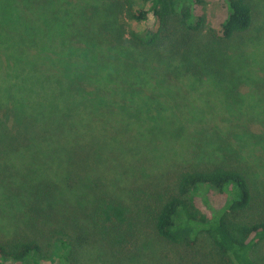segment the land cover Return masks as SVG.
<instances>
[{"label":"trees","instance_id":"1","mask_svg":"<svg viewBox=\"0 0 264 264\" xmlns=\"http://www.w3.org/2000/svg\"><path fill=\"white\" fill-rule=\"evenodd\" d=\"M212 1L0 0V58L5 57L10 104L4 117L16 113L18 99L26 100L30 76L39 86L56 83L59 93L76 92L87 100L114 96L112 105L122 109L114 111L119 126L145 142L157 137L173 143L184 166L175 192L148 216L157 236L194 245L205 233L233 264H258L252 251L264 241V51L240 42L254 21L250 0H225L227 15L219 29L201 11ZM124 17L142 28H128ZM27 65L31 73H19ZM244 86L255 91L243 93ZM193 91L215 102H198ZM219 108L222 114L210 118L208 112L218 114ZM23 116L18 133L28 132L29 114ZM3 121L0 117V125ZM88 124L82 120L81 128ZM205 128L208 135L231 139L239 154L214 160L219 147L211 149L196 138ZM36 187L41 194L31 210L33 224L52 217L53 209L39 211L43 200L52 207L55 199L42 184ZM128 213L124 202L102 198L91 218L94 234L123 264L143 236ZM55 233L47 251L32 238L0 241V264H79L70 235Z\"/></svg>","mask_w":264,"mask_h":264},{"label":"rangeland","instance_id":"2","mask_svg":"<svg viewBox=\"0 0 264 264\" xmlns=\"http://www.w3.org/2000/svg\"><path fill=\"white\" fill-rule=\"evenodd\" d=\"M136 2L141 4L142 0ZM250 3L254 21L240 37V42L246 40L250 50L264 51V0H250ZM201 11L207 15L209 24L219 29L227 15L226 2L213 0L205 3ZM51 19L58 20L53 16ZM124 19L128 28H142L141 23ZM153 21L151 17L150 22ZM240 47L246 50L244 43ZM29 66L18 70L19 73H31ZM5 75V57H2L0 117L6 122L0 125L1 242L32 238L47 251L50 243L55 241L56 231L67 232L77 246L75 252L79 264H123L110 255L109 246L103 238L94 234L91 218L103 198L130 206L128 217L134 216L143 228L142 239L131 246L128 264H233L219 253L208 234H200L194 245L172 243L158 237L148 225L152 209L175 192L178 177L184 169L173 143L161 142L157 137L145 142L139 136L124 131L114 117V111L121 113L122 110L112 105L111 102L116 100L114 96L96 93V98L102 95L103 99L87 100L83 94L73 95L76 92L63 90L59 93L61 88L57 89L56 83L39 86L31 76L27 83L26 100L18 99L16 113L8 112L5 118L6 107L10 108V104L6 106L8 77ZM33 76L38 79L37 73ZM260 78L259 83L262 82ZM15 79L16 71H13L11 80ZM263 86L260 84V90L264 89ZM242 91L252 93L255 89L244 86ZM193 93L198 102H215V99L195 91ZM137 100L140 105V97ZM221 110L223 112L220 109L218 114L208 112V115L210 118L218 117ZM24 114H29L28 132L20 130L21 133H18L19 123L26 120ZM72 120L75 126L69 122ZM82 120H89V124L81 128ZM260 128L253 125L254 130ZM208 133L207 128L199 133L196 131V138L211 149L219 147L218 153H213L214 160H219L216 155L228 160L239 154L232 148L231 139ZM38 184H42V189L52 193L55 199L51 200L52 207H48L47 202L44 204L43 200L44 206L39 211L44 214V211L53 209L50 210L52 217L43 216L34 220L33 224L31 210L41 194L36 187ZM247 216H253L251 211L247 212ZM252 256L258 264H264V241L256 245Z\"/></svg>","mask_w":264,"mask_h":264}]
</instances>
